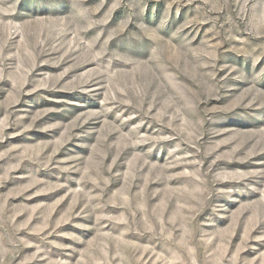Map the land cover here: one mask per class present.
Segmentation results:
<instances>
[{
	"label": "rangeland",
	"instance_id": "374dc122",
	"mask_svg": "<svg viewBox=\"0 0 264 264\" xmlns=\"http://www.w3.org/2000/svg\"><path fill=\"white\" fill-rule=\"evenodd\" d=\"M0 264H264V0H0Z\"/></svg>",
	"mask_w": 264,
	"mask_h": 264
}]
</instances>
